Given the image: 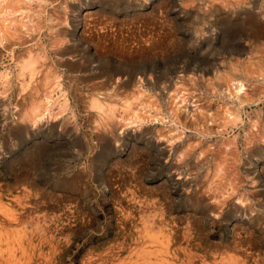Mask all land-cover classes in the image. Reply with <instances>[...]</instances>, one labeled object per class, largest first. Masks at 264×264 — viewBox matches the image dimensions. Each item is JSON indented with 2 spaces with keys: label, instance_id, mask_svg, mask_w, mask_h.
Instances as JSON below:
<instances>
[{
  "label": "rangeland",
  "instance_id": "obj_1",
  "mask_svg": "<svg viewBox=\"0 0 264 264\" xmlns=\"http://www.w3.org/2000/svg\"><path fill=\"white\" fill-rule=\"evenodd\" d=\"M0 38V264H264V0H0Z\"/></svg>",
  "mask_w": 264,
  "mask_h": 264
},
{
  "label": "bare ground",
  "instance_id": "obj_2",
  "mask_svg": "<svg viewBox=\"0 0 264 264\" xmlns=\"http://www.w3.org/2000/svg\"><path fill=\"white\" fill-rule=\"evenodd\" d=\"M1 39V38H0ZM1 42V41H0ZM1 45V44H0ZM64 51V50H63ZM62 52V51H61ZM61 52H60V54H61ZM70 53V52H69ZM60 54H58L59 56H60ZM66 56V55H65ZM62 57H63V55H62ZM244 73V72H243ZM238 83V82H237ZM10 85V84H9ZM227 89V88H226ZM243 90V86H242V84L241 83H239V85H238V87L235 89V93H239L240 94V92ZM237 111V110H236ZM111 125V124H110ZM114 125V124H113ZM115 128V127H114ZM254 129V128H253Z\"/></svg>",
  "mask_w": 264,
  "mask_h": 264
},
{
  "label": "clouds",
  "instance_id": "obj_3",
  "mask_svg": "<svg viewBox=\"0 0 264 264\" xmlns=\"http://www.w3.org/2000/svg\"><path fill=\"white\" fill-rule=\"evenodd\" d=\"M102 170H103V169H102ZM5 251H6V255H7L9 249H6ZM5 264H7V260L5 261Z\"/></svg>",
  "mask_w": 264,
  "mask_h": 264
}]
</instances>
